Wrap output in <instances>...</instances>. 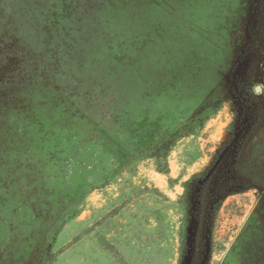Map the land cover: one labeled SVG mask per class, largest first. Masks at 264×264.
I'll use <instances>...</instances> for the list:
<instances>
[{
	"label": "rangeland",
	"instance_id": "374dc122",
	"mask_svg": "<svg viewBox=\"0 0 264 264\" xmlns=\"http://www.w3.org/2000/svg\"><path fill=\"white\" fill-rule=\"evenodd\" d=\"M243 79L264 86V0H0V115L24 139L92 95L170 115L175 133L169 174L146 159L68 210L35 187L0 245L7 264H264L260 193L226 196L212 226L192 217L185 235L171 208L228 142Z\"/></svg>",
	"mask_w": 264,
	"mask_h": 264
},
{
	"label": "trees",
	"instance_id": "16d2710c",
	"mask_svg": "<svg viewBox=\"0 0 264 264\" xmlns=\"http://www.w3.org/2000/svg\"><path fill=\"white\" fill-rule=\"evenodd\" d=\"M242 83L243 112L230 123L228 142L206 171L183 183L185 192L172 202L171 208L186 217L182 235L192 217L200 225L212 226L228 195L255 191L264 198V139L258 137L264 127V86L245 79ZM260 85L262 91L257 90ZM41 115L35 120L34 133L25 135L26 139L18 125H10L0 115V245H6L14 231H19V223H24L15 204L24 205L25 196L35 187L57 191L52 194L53 209H58L62 192L68 210L91 189L113 184V179L133 172L146 159H154L158 171L170 173L175 133L169 114L166 120L155 119L151 111L138 114L117 109L113 101L92 95L66 117L57 110ZM247 143L248 160L240 164ZM99 170L100 178L91 181ZM6 247L4 251L0 247V264L9 263Z\"/></svg>",
	"mask_w": 264,
	"mask_h": 264
},
{
	"label": "water",
	"instance_id": "95a60500",
	"mask_svg": "<svg viewBox=\"0 0 264 264\" xmlns=\"http://www.w3.org/2000/svg\"><path fill=\"white\" fill-rule=\"evenodd\" d=\"M262 89H263L262 86H257L258 91H262Z\"/></svg>",
	"mask_w": 264,
	"mask_h": 264
}]
</instances>
